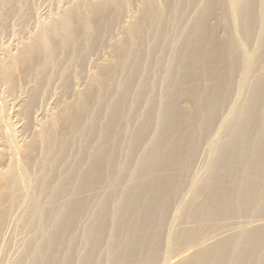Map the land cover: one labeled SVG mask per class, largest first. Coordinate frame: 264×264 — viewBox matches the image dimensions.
<instances>
[{
	"label": "bare ground",
	"instance_id": "1",
	"mask_svg": "<svg viewBox=\"0 0 264 264\" xmlns=\"http://www.w3.org/2000/svg\"><path fill=\"white\" fill-rule=\"evenodd\" d=\"M222 1L224 13L212 23L207 12L222 5L221 0H56L46 19L37 20L30 31L21 29L13 45L2 47L0 214L8 231H31L17 240L21 247L13 252L7 241L11 232L2 235L0 264H48L55 242L49 238L64 229L63 217H79L82 223H66L73 232L59 243L64 248L55 250L67 255L52 264H116L128 252L140 254L141 234L152 239L160 234L162 242L137 256L142 260L138 264H264V0ZM184 3L188 9L182 8ZM30 7L31 0L0 1V31L9 15L23 24ZM208 21L227 43L221 55L228 61L237 57L233 68L238 78L230 88L231 103L212 98L211 104L224 110L215 130L209 117L198 116L185 118L183 132L172 128L167 90L178 85L173 73L179 62L204 56L183 53V48L189 40L197 43L189 33ZM251 21L253 32L244 27ZM162 27L168 35L161 33ZM240 37L250 42L248 52ZM143 40L146 61L159 69L144 65L145 78L131 81ZM152 42L153 47L162 42L164 54L159 56L163 49L152 48ZM141 98L144 103L137 107L132 101ZM117 107L122 112L114 136L123 135L121 145L106 137ZM143 120L153 126L138 142L133 134ZM169 136L174 140L164 141ZM183 139L187 147L203 146L200 165L192 168L186 153L178 159L169 156L179 151ZM94 163L102 164L100 172L106 176L99 181L82 178L93 172ZM166 166L184 174L166 183L168 197L163 183L149 190L152 197L153 190L162 197L155 199L153 209L154 198L138 188L150 180V169ZM91 185L100 190L80 191ZM103 213L109 214L108 221L100 218ZM155 215L167 219L162 216L163 223L146 227L140 223L153 222ZM132 216L140 221L134 231L122 233V223ZM69 252L79 254L72 259Z\"/></svg>",
	"mask_w": 264,
	"mask_h": 264
},
{
	"label": "rangeland",
	"instance_id": "2",
	"mask_svg": "<svg viewBox=\"0 0 264 264\" xmlns=\"http://www.w3.org/2000/svg\"><path fill=\"white\" fill-rule=\"evenodd\" d=\"M2 1V0H0ZM36 1V2H35ZM38 1V2H37ZM56 0H31V7H30V14L28 13V15H26L27 19L25 18V21L23 24H20L15 21V17L14 16H7V18H10L7 20L6 18V21H9L7 22V25L4 29H2L0 31V52L2 53L3 51H1V49L3 50V48L8 47V46H11L13 45L16 40L18 39V34L19 36L23 33V29L25 30H31L33 27H34V23L38 20V21H42L41 19H46L48 17L49 14H51L53 11H54V6H55V3ZM222 2V5H218L216 7H211L209 8L208 12H207V15H206V20L209 18V19H214L212 21V23H214V21L216 20V17H220L221 16V13H224V5H223V1L221 0ZM52 3V4H51ZM33 8V9H31ZM37 8V9H35ZM182 8L183 9H188V7L186 6V3H184L182 5ZM12 9V8H11ZM33 11V12H32ZM38 11V12H37ZM251 12L255 10H250ZM221 12V13H220ZM252 12V13H254ZM37 13V14H36ZM220 13V15H219ZM217 14V15H216ZM36 15V17H35ZM36 18V19H35ZM28 19H29V22H28ZM11 20L13 22H11ZM31 21V22H30ZM16 22V23H15ZM9 23H11L9 25ZM253 23V24H252ZM18 24V25H16ZM25 24V25H24ZM15 25V26H14ZM26 28H22L24 26ZM255 22H252L249 23L247 22L246 25H244V27L246 29H251V32L254 31L255 29ZM10 26H12L13 28H11ZM21 26V27H20ZM212 27V28H211ZM19 28V29H18ZM164 27H162V30H161V33L163 34H166L168 35V30L167 29H163ZM22 29V30H21ZM12 30V31H11ZM15 30V31H14ZM29 30V31H30ZM216 30V32H215ZM8 31V32H7ZM21 31V33H20ZM167 31V32H166ZM166 32V33H165ZM215 33V34H213ZM12 34V35H11ZM190 37H193V38H196L198 39L196 42L197 43H194L193 40H189L186 45L184 46L183 48V53L185 52H188L189 54L190 53H196V52H201L204 53V56L198 60H195V59H188L185 62H179L178 65H176V68L174 70V73H173V79H177V87L176 85L171 87V90H167V98L170 101V120H171V124H172V128L173 129H177L179 131H187V128L185 127V124H183V121L185 120V118H188V119H191L192 117L195 119L199 116V118H203V117H209L208 120H207V123L208 125L210 126V128L212 130H215L217 127H218V122H219V117L222 115V113L224 112V110H221V109H217L213 106V103L211 104V101H212V98L216 95L217 97L216 98H220L222 99L225 103H231L232 101V98L230 99L229 94L230 92L232 91L233 89V82L236 80V78H238V73L237 71L234 72V69L236 68V63H238L234 56L233 58L231 59V61H228L226 60L221 54L222 52L226 49V46H227V43H225L224 41L222 42V38L220 36H222V31L220 29H218L217 31V28L215 27V25H210L209 24V21L208 23L204 22L203 26H202V29L201 30H191L190 31ZM217 34V36H215ZM219 35V36H218ZM17 39H16V38ZM209 37V38H208ZM16 39V40H15ZM207 41V42H206ZM209 41V42H208ZM241 44L243 45V47L247 50V52L249 51V43L250 42H245L241 37H240V40ZM143 42V47L142 49H140L139 51H137L135 53V57H136V61L139 62L137 63L133 70H130L131 72V81H134L136 80L137 78H140V77H144L146 76L147 74V69L145 70L144 69V65H150L151 66V70H153V68H155V70L159 69V67L157 68V66H154V65H151L152 61L151 59L146 61V58H145V51H146V45L145 44V40L142 41ZM100 43V42H99ZM103 43V42H101ZM155 43L152 42V48H156V47H161V49H163V51H159V56L161 53L164 54L165 52V46H163V43L162 42H158L154 47ZM220 44V45H218ZM218 45V46H217ZM145 46V47H144ZM223 46V47H222ZM3 47V48H2ZM222 47V49H221ZM202 48V49H201ZM213 48V49H212ZM217 48V49H215ZM220 51H219V49ZM212 49V50H211ZM206 50V51H205ZM218 50V51H217ZM223 50V51H222ZM218 52L220 53L218 55ZM0 53V55H1ZM209 53V54H207ZM217 53V54H216ZM153 57H156V59L158 58L157 55L155 54ZM235 58V59H234ZM204 59V60H203ZM145 62V63H144ZM148 62V63H147ZM142 63V64H141ZM143 67H142V66ZM206 65V66H205ZM230 67H231V70H230ZM235 67V68H233ZM143 70V71H142ZM227 73V74H226ZM225 74V76H224ZM235 75V76H234ZM138 76V77H137ZM224 76V77H223ZM227 76V77H226ZM234 76V78H233ZM179 78V79H178ZM225 79V81H224ZM230 80V81H229ZM229 83V84H228ZM231 83V85H230ZM223 84V85H222ZM185 85V86H184ZM197 86V87H196ZM132 87V86H130ZM188 87V88H187ZM232 88V89H230ZM170 91V92H169ZM170 94H169V93ZM187 93V94H186ZM148 94V93H147ZM177 94V95H176ZM186 94V95H185ZM189 95V96H188ZM172 97V98H171ZM181 97V98H180ZM228 97V98H227ZM139 101H132L133 103H136L137 104V107H141V105H143L144 101H143V98L141 99H138ZM191 100V101H190ZM203 100V104H201V101ZM229 100V101H228ZM127 101V100H126ZM181 101V102H180ZM190 102V103H189ZM186 103V105H185ZM180 104V105H179ZM193 106H192V105ZM182 105V107H181ZM198 105V106H197ZM177 106V107H175ZM189 106V107H188ZM192 106V107H191ZM211 107V108H210ZM179 108V109H178ZM183 108V109H182ZM197 108V109H195ZM121 107H117V108H113V110L116 112V117L118 118H114V120H111L109 122V129L108 131H112L111 133L110 132H106V137H110V141L111 142H115L116 144H122L123 141L125 140H122L120 138H124L123 135L121 136H114V132H117L119 126H120V114L122 112V110H120ZM203 109V111H202ZM178 110V111H177ZM193 110V111H192ZM219 110V111H218ZM221 110V111H220ZM113 111V112H114ZM200 112V113H199ZM119 113V114H118ZM199 113V114H198ZM217 113V114H215ZM118 114V115H117ZM126 115V114H125ZM129 117V116H128ZM173 119H172V118ZM192 118V119H193ZM12 121V122H11ZM10 122L13 123L14 125H16L17 127H20L21 123L18 119H10ZM18 123V124H17ZM115 123V125L113 124ZM143 123H146L147 127H145L146 125L143 124ZM20 124V125H19ZM95 125H98L96 123H94ZM117 124V125H116ZM115 127H114V126ZM149 125L152 127L153 124L146 121V120H143V122L141 123V126L140 128L137 130H135L134 134H133V137L136 138V140H138V142L143 139L144 135H146L147 133V130L150 129L151 127H149ZM143 126V127H142ZM115 128V129H114ZM117 128V129H116ZM142 128V129H141ZM185 129V130H184ZM141 130V131H140ZM145 133V134H144ZM139 136V137H138ZM202 137V136H201ZM201 137L199 138V142H201ZM164 138V141H167V140H171L173 138H171V136L169 137H163ZM121 140V141H120ZM174 140V138H173ZM185 141V139H183V141L180 143L182 145L179 146L178 144V149L179 151H176L174 153H171V155L169 154V156H173L175 157L176 159H178V156L181 157V155L183 153H186V155H190V158L188 160H185L188 164H190V166L192 168H194V166L196 167L197 165H200L201 164V160L199 159V157L201 156L202 154V151H203V146H201V150H197V148H192L191 147V144L189 143V147L186 146V144H184L183 142ZM184 144V145H183ZM138 148V147H137ZM193 150V152L191 154L190 153V150ZM188 153V154H187ZM195 156H194V155ZM176 155V156H175ZM198 156V157H197ZM160 158V157H159ZM158 158V159H159ZM190 161V162H189ZM94 169H93V172H85L83 173L81 176L82 178L85 177V178H88V179H91L93 181H99V180H102L106 175V172H100L102 170V164L101 166H99L98 163H94ZM170 167V168H169ZM168 168V169H167ZM162 169V170H161ZM173 166H166V167H157L155 169H150L149 173H151V177L152 180H151V177H149V179L151 180H148L144 183H142L141 188L139 189L138 188V191L139 193H147V196L149 195L150 197L151 196V193H149L150 189H154L156 190L157 187H162V186H165L163 189L165 191H169V192H165L166 194V197L169 196L170 194V189L168 188V186L166 185L167 182H169L168 184L174 182V181H179L183 176L184 172L181 174V172H173ZM167 171V172H166ZM85 174V176H84ZM171 175V176H170ZM165 178V179H163ZM155 181H154V180ZM153 181V183H152ZM148 182V183H147ZM146 183V184H145ZM158 183V185H156ZM160 183L162 184V186H160ZM172 185V184H171ZM170 185V186H171ZM144 188V189H143ZM144 191H143V190ZM168 189V190H167ZM79 190V189H78ZM86 191L87 193L89 192L90 193H97L100 189H97V187L95 185H91V186H85L83 187V190H80V191ZM148 190V191H147ZM152 191V193L155 195V191ZM84 191V192H85ZM143 191V192H142ZM69 193L64 192L65 195H69L72 190H69L68 191ZM160 193V192H159ZM159 193H156V197H152L153 200L157 199V201L159 200V198H162L161 196H159ZM83 194V193H82ZM80 194V195H82ZM79 195V194H78ZM60 199L62 200H65V198L59 194L58 196ZM83 197V199H87L85 196H81ZM90 199V198H88ZM169 198H167V201H168ZM82 200V198H81ZM154 202V201H153ZM151 202V206L155 207L156 204H158V202H155L153 203ZM70 203H75L74 200H71ZM147 203V202H146ZM155 204V205H154ZM174 204H177V203H174ZM149 206V204L147 205ZM152 207L149 206V211L150 213L152 212V210L154 209H151ZM69 211V210H68ZM163 218H164V215H162ZM162 216H157L155 215V219L153 222H149V221H140V218L139 217H136V216H132L130 218H127L126 221H124L122 224H123V228H122V233H127V232H131V231H134V226L136 225V223H138L140 221V223L143 225V227H146V225H151L153 224L155 221H159L161 222V220L163 219ZM103 217V218H102ZM109 217V214H101V219L102 221H108L109 219L107 218ZM159 218V219H158ZM77 219V220H76ZM167 219V218H164V220ZM244 219L246 218H243L240 219L241 222L244 221ZM243 220V221H242ZM65 221V222H64ZM126 222V223H125ZM61 223H65V227L64 229H59L56 231V234L54 236H52L51 238H49L51 241L55 240L54 242V245L51 246L54 250L51 251L50 253H47V256H48V264H52L53 263V259L56 258V257H62V256H65L67 254H63V253H58L56 252L55 250V247L57 248H60L59 250L63 249L64 248V245H60L59 243L61 241H65L67 239H69V235L67 234H72L73 232V229L70 230L69 228L66 227V223H71L75 226L79 225L80 222L79 221V217L77 218H65L63 217ZM163 223V222H161ZM6 225L9 226V224L5 221V219L2 217V215L0 214V239L2 238V235L5 234L6 232H11V235L14 236L15 234V237H17L15 239V237L13 238L11 236V238L9 240H7L9 242V249L12 251H14L15 249H19L21 247L20 245V242L17 241L18 239H22L25 237V234H27L28 232H30L31 230H28V228L26 229H21V230H15L13 231L11 229V231H8V229H6ZM73 225H69V226H73ZM122 227V226H121ZM148 227V226H147ZM4 230V231H3ZM124 231V232H123ZM209 233L211 232V237H214L216 234H212V232L214 230H207L205 233ZM15 233V234H13ZM25 233V234H24ZM208 233V234H209ZM18 235V236H17ZM22 236V237H19ZM158 235V236H157ZM156 238L152 239L150 236L146 237L145 234L140 236L139 238V242H140V248H136V251L140 254H135L133 252H128L125 254V258H122L121 262H118L116 264H138L140 263V261H142L140 258L144 257L145 255H147L148 253V250H150V248L152 247L151 245L153 246H156V247H159L161 246V242H162V235L160 234H157ZM160 237V238H158ZM153 240V241H152ZM59 241V242H57ZM144 241V242H143ZM161 241V242H160ZM142 242V243H141ZM157 243L159 245H157ZM118 244V243H117ZM116 246V245H115ZM120 246V245H119ZM13 247V248H12ZM118 247V246H116ZM132 247V246H131ZM51 248V250H52ZM129 249V248H128ZM155 249V248H154ZM157 249V248H156ZM29 250V249H28ZM12 251V252H13ZM16 251V250H15ZM141 251V252H140ZM95 255L99 254L97 253V249L95 250ZM125 253V252H124ZM22 253H19L17 254L19 257L21 256ZM73 256H72V255ZM79 254V253H78ZM77 253H68V256L70 258L73 259V257L75 258L77 255ZM128 254H131L130 256H127ZM182 255V254H180ZM184 255V254H183ZM137 256H140V258H138ZM24 257V256H22ZM183 258V257H182ZM125 259V260H124ZM53 260V261H52ZM124 260V261H123ZM183 260V259H182ZM52 261V262H51ZM46 262V263H47ZM71 262V261H70ZM156 261H153L152 264H155ZM5 263V262H3ZM68 263V262H67ZM95 264L96 262L95 261H92L90 264ZM25 264V263H24ZM98 264V263H97ZM115 264V263H114ZM148 264H151L148 263ZM156 264H159V263H156Z\"/></svg>",
	"mask_w": 264,
	"mask_h": 264
}]
</instances>
